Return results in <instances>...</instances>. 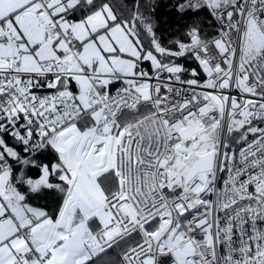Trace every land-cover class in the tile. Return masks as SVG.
Wrapping results in <instances>:
<instances>
[{
	"label": "snow or ice",
	"instance_id": "6c2138e0",
	"mask_svg": "<svg viewBox=\"0 0 264 264\" xmlns=\"http://www.w3.org/2000/svg\"><path fill=\"white\" fill-rule=\"evenodd\" d=\"M0 264H264V0H0Z\"/></svg>",
	"mask_w": 264,
	"mask_h": 264
},
{
	"label": "trees",
	"instance_id": "16d2710c",
	"mask_svg": "<svg viewBox=\"0 0 264 264\" xmlns=\"http://www.w3.org/2000/svg\"><path fill=\"white\" fill-rule=\"evenodd\" d=\"M165 19H167V18L165 17Z\"/></svg>",
	"mask_w": 264,
	"mask_h": 264
}]
</instances>
